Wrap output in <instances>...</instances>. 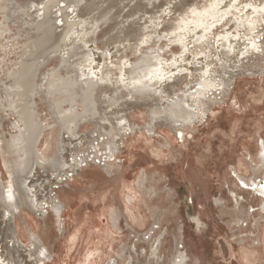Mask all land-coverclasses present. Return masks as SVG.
Returning a JSON list of instances; mask_svg holds the SVG:
<instances>
[{"label":"rangeland","instance_id":"rangeland-1","mask_svg":"<svg viewBox=\"0 0 264 264\" xmlns=\"http://www.w3.org/2000/svg\"><path fill=\"white\" fill-rule=\"evenodd\" d=\"M46 1L49 0L0 2V73L6 70L10 61L18 58L23 43L28 39L27 29H23V24H18L26 14L25 10L29 9L35 14V10L40 9L38 13H43V3L45 5ZM74 1L56 2L58 4L52 9L57 11L54 15L58 14L61 19V14L68 12V16H76L75 21L80 25L86 24L87 32L91 31L90 28L94 29L87 43L88 48L95 52L94 56L98 58L102 53L109 54V60L115 61L110 62L109 67L125 62L123 67L129 70L147 53H160L165 63H170L173 57H180L182 51L179 43L169 39L172 26L191 7L201 9L208 0H192L191 5L184 4L185 0H82L80 6ZM247 2L240 4L244 7L241 13L244 10L248 12ZM30 5L33 7H27ZM213 25L212 29L217 34L215 38L225 33L230 37L235 31L232 20L217 21ZM258 28L259 37L255 40L260 46L238 55L235 58L238 61L231 60L233 66L226 68V71H233L230 72L233 74L230 84L208 92V96L212 92L216 95L212 107L203 112L194 126L181 129L184 141L179 131L164 124L157 125L154 133L146 130L160 103L156 93L151 100L137 92H122L116 102L118 106L104 109L108 112L111 108H123L119 114L126 113L124 116L132 127L121 133L116 157L105 158L106 165L96 162V169L92 166L93 161H90L92 165L81 163L74 176L79 188L73 192L74 197L70 196L71 188L64 183L58 188L52 187V195L60 191L62 199L69 196L66 201L69 204L63 215L59 218L54 214L48 218L36 216L37 223L33 221L40 232L46 227L51 235L46 240L56 260L51 264H157L151 259L150 251L158 237L161 240V260L158 264H165L175 245L180 247L182 244V250L187 254L185 264H264L262 198L249 187L241 186L238 179V176L257 177L259 180L264 177V167L259 159L261 144H264V21ZM145 36L149 40L142 43L141 38ZM235 38L231 36V39ZM210 42L213 48L222 41L218 40L215 44L210 39ZM197 43H189L187 47L192 46V51L199 52L191 54L189 50L185 55L191 54L193 60L199 63L205 58L208 60L207 68L217 70L214 72L216 79L226 77L228 73L220 70L223 62L217 59L215 53L223 47L213 48L215 52L209 55V45L201 49L206 44L198 43L200 46H196ZM51 60L46 61L41 72L48 73L58 66L55 58ZM209 60L213 63L209 64ZM189 61L181 63H187L189 67L203 64ZM198 72L195 70L193 73ZM172 73L177 74L163 82V102L182 96L184 90L186 93L194 92L198 87L194 77L189 79V75L185 76L188 70L178 69ZM103 82L108 89L102 94L113 96L115 90L112 83ZM4 96V90H0V102H6ZM127 102L130 105L126 106ZM40 108L42 116L48 119L49 106L43 101ZM13 118L12 113L7 108L2 110L0 105V139L9 138L13 131ZM100 122L108 124V121ZM81 130L89 140L97 136L93 144L99 143L97 147L101 150L97 155H103L106 150L100 142L107 138L104 132L98 131L93 124H87ZM169 137L172 142L170 148ZM85 143L75 153L92 155L95 149ZM56 180L53 179V185ZM131 193L134 195L132 205L127 196ZM222 201L225 202L223 206ZM153 204L159 205V210L149 212L148 207ZM112 206L118 215V226L112 218ZM136 206L144 215L143 224L137 223L139 219L134 220L131 216L130 212L135 213ZM193 216H200L203 225L198 226L192 220ZM157 224H161L162 234L159 232L148 238ZM7 236L9 234L0 232V245L5 250ZM74 240L76 243H73ZM247 252L250 253L249 262L244 258Z\"/></svg>","mask_w":264,"mask_h":264},{"label":"bare ground","instance_id":"bare-ground-1","mask_svg":"<svg viewBox=\"0 0 264 264\" xmlns=\"http://www.w3.org/2000/svg\"><path fill=\"white\" fill-rule=\"evenodd\" d=\"M58 1L60 0H49L45 5L43 3V13H38L40 9H36L33 14L24 7L27 9L25 10L26 14L24 13L26 18L25 15L21 17V23L18 24H23V29H27L28 39L23 43L18 58L10 61L6 70L0 73L2 74L0 90H4V99L6 100L5 103L1 100L0 105L2 110L7 108L14 117L11 123L13 131L10 132L9 138L4 136L3 140L0 139V232L9 234L6 242L7 249L5 250L0 245V264H51V262H56L49 243H46V240L51 236L50 233L46 227H43L40 232L33 221H37L36 216L48 218L54 214L59 218L63 215L66 205L69 204L66 202L69 200L68 195L64 199L61 198L60 191L52 195V187L58 188L60 184L64 183L71 188L70 196L74 197V193L79 189L74 176L82 162L92 165L90 161H93L92 166L97 169L96 162L106 165L105 158L116 157L117 142L121 133L126 132L132 126L124 116L126 113L119 114L123 108H111L108 112L104 109L116 105L122 92L125 94L137 92L143 98H151V100L153 94H158L160 102L157 104L158 110L155 117H152L151 122L146 126V130L151 134L155 132L157 125L164 124L181 133L183 131L181 129L194 126L203 112L208 108L211 109L216 95L212 92L208 96V92L218 86L224 88L230 84L233 77L230 72L233 71H226V68L233 66L230 64L231 60L238 61V59L235 60L238 55L260 46L255 38L259 37L258 26L264 21V1L235 0L233 6V0H222V2L208 0L201 9L191 7L172 26L169 39L179 43L182 51L180 57H173L170 63H165L166 60L161 57L160 53L153 55L147 53L146 56L139 58L133 67L126 70L123 67L125 62H118L117 66L113 68L109 67L110 62H115L109 60V54L102 53L98 55V58L94 56L95 52L87 45L91 40V34L95 32L94 29L90 28L91 31L87 32L86 24L80 25L75 21L74 17L76 16L70 17L68 12L67 14L60 12L61 19L58 18V14L55 16L56 10L52 9L56 6L55 4H58L56 3ZM74 2H76L74 4H79L82 0ZM192 2V0L183 1L186 5H191ZM214 2L219 6L210 8ZM242 2H247L246 6L251 5L248 12L244 10L241 13L244 8L240 6ZM184 4L181 5L184 6ZM69 5L71 6V4ZM66 6L68 7V5ZM27 7L32 8L33 6ZM190 10H195L198 15H192ZM205 12H207L206 15H199ZM226 15H230V17L227 18ZM222 20H226V22L232 20L235 31L230 37L225 33V35L215 38L217 34L212 29L213 24ZM88 23L90 24V22ZM231 36L237 38L231 39ZM143 39L144 37L141 38V41ZM210 39H213L215 44L221 40L222 42L214 45L213 48L221 46L223 50L215 52L210 46ZM195 42L206 44V46H201V49L209 45V55L212 51L217 54V59L223 62L220 65V70L228 73L226 77L216 79L214 72L217 70L207 68L208 60L206 61L205 58L201 61L203 64L196 67H189L186 65L187 63H181V61L190 60L189 63L201 64L196 59L193 60L191 55L197 54L199 51H192L194 50L192 46L187 47L189 43L193 45ZM198 43L195 45L200 46ZM189 50H191V54H188L187 57L185 52ZM51 58L58 61V66L48 73L41 72L46 61ZM212 60H209V64L213 63ZM158 65L163 66L165 75L173 70H188L195 78L198 87L194 92L186 93L184 90L182 96L176 95L175 98L171 96L170 101L163 102L164 81L149 75L150 70L157 68ZM172 66L174 67L172 68ZM205 69H207L206 75ZM195 70L199 72L194 74ZM189 73L185 76H188ZM103 80L112 83L113 87H111L115 90L113 96L106 97L102 94L108 89L103 85ZM137 80L140 83H136ZM104 97L106 98L104 99ZM43 101L50 109L48 119L42 116L40 104ZM125 105L130 104L127 102ZM101 120L108 121V124L101 123ZM87 124L95 125L98 131L104 132L107 136L106 140L100 142L103 149L106 150L103 155L101 153L97 155V152L101 150L100 147H97L99 143L93 144L97 136L89 140L87 134L81 133L82 127ZM181 135L182 141H184L183 132ZM84 142L95 149L91 152L93 156L90 153L85 155L75 153L76 149ZM168 147H172L171 139ZM102 158H104L103 161ZM259 159L264 167V144H261ZM4 169L6 173H4ZM256 178L238 176L241 186L249 187L261 196V207L264 210V177L263 180ZM53 179H57L54 185ZM78 183L80 184V182ZM127 196L129 204L132 205L133 193ZM236 202L239 204L238 200ZM220 203L222 206L225 204L224 201ZM138 206H136L135 213L133 211L130 213L134 220L139 219L137 223L143 224L144 215L141 214ZM154 206L148 207L149 212L159 210V205ZM110 211L113 212V221L118 226L115 207L112 206ZM192 220L198 226L203 225L200 216H193ZM155 226L156 229L151 230L148 238H152L159 232L162 234L161 224ZM155 241L156 243L150 251V257L158 264L161 260L159 257L160 237ZM73 243H76V240ZM182 249L183 244L180 247L175 245L165 264H185L187 254ZM249 255L248 252L244 254V258L248 262Z\"/></svg>","mask_w":264,"mask_h":264},{"label":"snow or ice","instance_id":"snow-or-ice-1","mask_svg":"<svg viewBox=\"0 0 264 264\" xmlns=\"http://www.w3.org/2000/svg\"><path fill=\"white\" fill-rule=\"evenodd\" d=\"M220 2H222V0H220ZM234 4H235V0H233V6H234ZM218 6H219L218 3H215V2H214V3L210 6V8H215V7H218ZM247 7H251V5H248ZM190 11H191V14H192V15H194V16H195V15H198V13H196L195 10H190ZM206 14H207V12H205V13H201V14H199V15H206ZM173 35H175V33H173ZM148 40H149V37L145 36L144 39H143V41H142V43H146ZM201 55H203V53H201ZM174 63H175V62L173 61V65H174ZM176 74H177V73L169 72L167 75H165V74H164V68H163L162 65H158L157 68L150 70V73H149L150 76H155L156 79L161 80V81H165V80H167L170 76H174V75H176ZM206 74H207V69H205V75H206ZM188 75H189V79H191V74L189 73ZM136 83H140V81L137 80Z\"/></svg>","mask_w":264,"mask_h":264}]
</instances>
